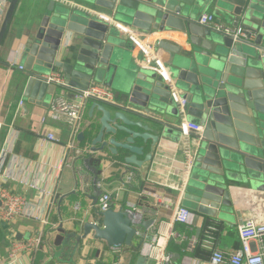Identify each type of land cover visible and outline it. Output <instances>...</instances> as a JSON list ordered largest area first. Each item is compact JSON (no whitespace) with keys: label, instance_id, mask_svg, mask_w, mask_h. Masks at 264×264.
<instances>
[{"label":"water","instance_id":"obj_1","mask_svg":"<svg viewBox=\"0 0 264 264\" xmlns=\"http://www.w3.org/2000/svg\"><path fill=\"white\" fill-rule=\"evenodd\" d=\"M19 2H10L0 49ZM206 8L217 11L220 28L200 23ZM100 13L144 32L172 29L187 35L189 53L160 44L178 74L175 82L186 99L188 118L204 127L190 140L196 158L186 192L206 225L224 221L236 189L264 186V0H43L25 25L29 30L20 85L26 97L42 104L60 94L106 87L117 68L114 61L126 55L127 44L113 25L98 17ZM238 28L245 37L234 35ZM55 73L62 83L47 82ZM130 78L131 85L116 102L94 99L91 122L78 138L92 140L94 153L108 152L126 165L142 168L153 161L160 145L183 139L182 117L169 87L156 73ZM84 164L98 184L97 168L89 159ZM102 195L96 188L94 205ZM96 217L97 222L83 225L84 238L94 232L95 239L111 246L137 243L132 211L110 205L104 212L96 211ZM145 261L141 256L138 264Z\"/></svg>","mask_w":264,"mask_h":264},{"label":"crops","instance_id":"obj_2","mask_svg":"<svg viewBox=\"0 0 264 264\" xmlns=\"http://www.w3.org/2000/svg\"><path fill=\"white\" fill-rule=\"evenodd\" d=\"M3 1L0 0V4ZM42 1L20 0L0 49V121L6 125L0 132V153L9 131H15L13 153L8 156L4 170L14 175L17 181L7 182L6 187L25 195L29 202L28 211L41 215L47 221V224H43L39 219L23 217L13 225L18 241H28L38 234L43 236L40 249L22 254L20 260L13 264H138L144 243L166 234L180 207L189 209L191 216L189 223L173 225L177 233L187 237L182 241L170 240L167 244V253L172 256L174 264H210L215 250L225 253L238 250L241 247L239 225L247 221L264 224V186L236 189L234 204L227 218L206 225L205 218L193 209L189 194L168 186L170 183H180L184 176L181 163L184 160L183 139L179 143L160 145L153 161L142 168L131 166L138 170V176L132 184L123 182L126 167L123 160L108 152L86 156L75 162L66 159L67 144L71 140L82 147H91L92 140L82 141L78 137L90 124V112L96 101L89 99L86 102L81 126L73 133L64 123H42L52 98L41 104L25 96L20 85L24 71L19 68L25 67L22 53L29 30L25 25L29 22L30 12L34 13V7ZM7 12L8 9L0 10V32ZM204 14L218 16L214 8L204 9L200 16ZM121 36L127 44V53L116 58L114 76L110 75L106 84L113 92L115 102L116 96L131 85L130 74L134 78L148 72L139 68L134 61L135 55L142 60L145 57L136 51L126 36ZM152 39L159 49L160 44L165 42L170 49L179 47L182 54L191 50L187 35L172 29L153 31ZM161 50L165 61H169L170 53ZM168 66L176 81L178 74L173 64L168 63ZM72 96L73 94H69L67 97L71 99ZM21 102L24 103L22 107ZM50 134L59 138L60 142L49 140ZM86 159L97 168L99 183L105 193L112 195L116 210L134 209L144 214L143 224L146 223L148 228L142 225L137 243L122 246L121 253H115L113 246L107 242L95 239L94 232L83 237V225L89 221H98L91 198L97 186L93 173L84 164ZM140 159L144 160L145 156ZM63 160L65 164L58 170V165ZM80 166L83 167L82 172L79 170ZM79 172L90 183L88 194L80 191ZM22 181L37 183L42 193L29 189ZM45 193H52V202ZM8 230L0 225V261L10 253L12 240L9 239ZM145 264L156 262L147 258Z\"/></svg>","mask_w":264,"mask_h":264},{"label":"built area","instance_id":"obj_3","mask_svg":"<svg viewBox=\"0 0 264 264\" xmlns=\"http://www.w3.org/2000/svg\"><path fill=\"white\" fill-rule=\"evenodd\" d=\"M9 5V1L4 0L2 4H0V10L7 11V9H9ZM97 15L102 21L113 25L120 34L129 39V41L134 45L136 51L145 57V59L142 60L137 55L134 56V61L137 66L145 71L156 73L169 87L172 100L180 108L182 121L179 126L184 140V160L181 163L184 167V176L180 183H170L168 186L184 193L188 187L196 158V150L190 144V140L193 135H201L204 127L188 119L186 99L181 96L180 91L176 86V82L171 75L168 61H165L164 54L161 50L162 48L159 49L156 47L155 41L152 39V33L133 29L121 23L115 22L109 15L104 13ZM200 23L204 26L220 28L214 14L201 15ZM233 33L236 37L246 36L245 31L241 28L233 30ZM19 68L24 71L23 66H20ZM47 82L62 83L63 80L60 74L55 73L47 78ZM89 99H97L112 103L115 102L114 94L110 88L101 86H93L87 91L73 95L71 99L64 94H60L52 98L47 113L42 119V123L47 124L50 121L64 123L66 127L71 129L74 133L81 126L84 108ZM23 105L24 103L21 102L20 106L22 107ZM5 126V123L0 121V132L3 131ZM14 137L15 131L12 129L9 131L6 142L4 143L0 153V225L3 222L9 226V239L12 240L9 255L7 258L2 259L0 264H13L17 260H20V256L22 254L32 253L33 251L40 249L42 246V234H38L34 238L25 242L18 241L16 239L17 234L13 229V225L16 224L18 219L31 217L36 220L39 219L43 224H47L44 217L32 214L28 211L29 202L25 195L16 193L6 187L7 182L11 180L17 181L14 175H11L8 171L4 170L7 165L8 156L13 153L15 145ZM48 139L54 142H60L59 138L53 134L48 135ZM94 154L96 153L92 151L90 146L82 147L74 143L73 140L67 144L66 159L73 160L74 162ZM64 164L65 161H61L58 165V170H60ZM79 170L82 172L83 167L80 166ZM81 172H79L80 191L83 194H88L90 183ZM137 176V168L131 167V165H126L123 171L124 184H132L136 180ZM21 183L26 185L29 189L42 193L40 186L35 182L29 183L22 181ZM96 186L98 189L103 191L101 183L96 184ZM45 194H48V200L52 202V193ZM112 202V195L103 191L101 199L96 205H94V210L97 212H104L110 205H113ZM130 211H132V214L134 215V222L139 230L138 235L140 237V229L142 227L144 214L138 213L134 209ZM190 216L191 211L189 209L184 207L178 208L174 215L173 225L176 223H189ZM173 225L170 226L166 234L156 236L152 242L144 243L142 256L146 259L148 258L149 260H154L156 264H174L172 256L167 253V244L170 240L182 241L186 240L187 237L177 233L174 230ZM238 232L241 247L232 253L215 250L211 255L210 264H264V224L258 225L254 221H247L239 225ZM112 249L115 253L122 252L121 247L113 246Z\"/></svg>","mask_w":264,"mask_h":264},{"label":"rangeland","instance_id":"obj_4","mask_svg":"<svg viewBox=\"0 0 264 264\" xmlns=\"http://www.w3.org/2000/svg\"><path fill=\"white\" fill-rule=\"evenodd\" d=\"M149 72V71H148ZM178 87V86H177ZM178 88H180V86L178 87ZM191 121H196V123L197 124H200V121H198V120H195V119H193V118H189Z\"/></svg>","mask_w":264,"mask_h":264}]
</instances>
